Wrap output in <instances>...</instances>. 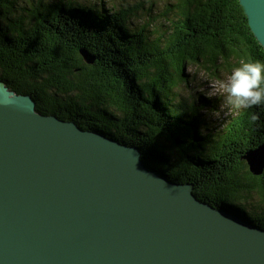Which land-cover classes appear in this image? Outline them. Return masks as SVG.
Instances as JSON below:
<instances>
[{
  "label": "trees",
  "instance_id": "obj_1",
  "mask_svg": "<svg viewBox=\"0 0 264 264\" xmlns=\"http://www.w3.org/2000/svg\"><path fill=\"white\" fill-rule=\"evenodd\" d=\"M168 1L159 26L150 2L148 30L127 19L134 21L139 6L121 1L114 13L101 6L87 14L70 0L49 10L38 0H0V80L32 96L42 113L136 145L148 169L192 185L197 199L264 230V170L254 177L241 159L264 145V105L232 108L222 131L212 132L199 109L221 101L187 103L177 93L189 84L188 67L221 82L241 60L264 62V49L238 0ZM79 49L94 56L93 64Z\"/></svg>",
  "mask_w": 264,
  "mask_h": 264
},
{
  "label": "water",
  "instance_id": "obj_2",
  "mask_svg": "<svg viewBox=\"0 0 264 264\" xmlns=\"http://www.w3.org/2000/svg\"><path fill=\"white\" fill-rule=\"evenodd\" d=\"M238 2L264 49V0ZM16 97L0 105V264H264L263 229ZM242 159L260 175L264 145Z\"/></svg>",
  "mask_w": 264,
  "mask_h": 264
},
{
  "label": "rangeland",
  "instance_id": "obj_3",
  "mask_svg": "<svg viewBox=\"0 0 264 264\" xmlns=\"http://www.w3.org/2000/svg\"><path fill=\"white\" fill-rule=\"evenodd\" d=\"M39 1L42 3V5L47 6L48 10L54 4H57V3H67L68 4L69 3V0H38V2ZM30 2L33 3V1H30ZM116 2L117 3L120 2L121 5L127 4L128 6L130 5L131 6L133 5L134 7L136 5L139 6L137 11L135 12L137 16L134 17V21H132L129 18L127 19L128 21L133 22L137 26H141V25L144 27L147 26L148 30H152L153 17H154V15L151 14V11L150 12L148 11L150 2L155 3V5L157 6V14L159 15L158 21L156 22L157 26H159L164 20L163 16H160V15L164 11L165 7L172 4L168 0H70V3L72 4L70 3L69 4L73 5L75 8L78 6L85 7V11H83L81 8H79V10L82 13L92 14L93 10H95L96 8L100 10L102 7L106 9V12L114 13L116 11L115 9H118L119 7L121 8V5H118ZM86 8H89L91 11L87 10ZM153 11H156L155 7H153ZM44 14L48 15L46 12H44ZM170 14L171 12L168 11L165 15L166 17H168ZM136 18H138L139 20H137ZM57 23L61 25L60 29H62L63 24L61 22H57ZM63 23L65 24L66 22L63 20ZM186 72H189L191 79L189 80V84H186L185 87H181L180 90L177 91L180 99L187 103H190L191 101H193L195 98H198V97L201 99V101H210V102H214L213 100L221 101L220 103H218L217 108L214 107L215 109H210V110L199 109V115L204 116L203 118H206L207 120L206 121L207 125L205 124V129H207V126H208V129L211 130L212 132L213 131L221 132L225 126V122H224L225 117L231 114L234 109H240V108H237L233 106L231 103H229L226 94L220 88V82H216V83L209 82V80H206L202 72L195 66L188 67ZM226 79H227V76H225L223 80L226 81ZM201 101H197L196 104L200 106ZM232 108L233 110H231ZM260 146L262 145L248 148L244 154L256 152L258 150V147ZM243 161L246 164V161L245 160ZM248 172H249V169H248ZM262 174L263 173L257 176L253 174L251 175L254 177H259Z\"/></svg>",
  "mask_w": 264,
  "mask_h": 264
},
{
  "label": "clouds",
  "instance_id": "obj_4",
  "mask_svg": "<svg viewBox=\"0 0 264 264\" xmlns=\"http://www.w3.org/2000/svg\"><path fill=\"white\" fill-rule=\"evenodd\" d=\"M229 103L237 108L249 109L264 105V62L246 59L233 67L226 81L220 82ZM15 93L0 84V105L14 104L19 101ZM252 120L257 116L252 115Z\"/></svg>",
  "mask_w": 264,
  "mask_h": 264
},
{
  "label": "bare ground",
  "instance_id": "obj_5",
  "mask_svg": "<svg viewBox=\"0 0 264 264\" xmlns=\"http://www.w3.org/2000/svg\"><path fill=\"white\" fill-rule=\"evenodd\" d=\"M81 50H82V53H81ZM85 49H79V55H80V57H81V59H82V61H84L86 64H87V62H86V60L83 58V55H84V53H85ZM87 52V51H86ZM88 53V52H87ZM89 54V53H88ZM90 55V54H89ZM90 56H92V55H90ZM93 58H94V56H92ZM95 59V58H94ZM94 59H93V62H94ZM93 64V63H92ZM0 82H1V84H3L7 89H8V87L6 86V84L3 82V81H1L0 80ZM10 92H13V93H15V95L16 96H23V97H28V98H30L33 102H34V112L36 113V114H38V115H40V116H45V117H54V118H56L57 120H59V121H62V122H65V123H73L75 126H76V128L78 129V130H80V131H83V132H89V133H94V134H99V136H103L104 138H106V139H109V140H112V141H115V142H117L118 144H120V145H124V146H126L127 148H130V149H133V150H135L136 152H138L139 153V158H140V163H141V165L143 166V169L146 171V172H151V173H153V174H156V175H158V176H161V179L164 181V182H169V184H171V185H183V184H178V183H175L173 180H171V179H169L168 177H165L161 172H159V171H154V170H150V169H148L146 166H144L143 164H142V159H141V153H140V151H139V148L136 146V145H134V144H131V145H127V144H125V143H122V142H120V141H118V140H116V139H114V138H112L109 134L108 135H105V134H103V133H101V132H99V131H94V130H84V129H82L75 121H73V120H71V119H68V118H63V117H59V116H57V115H54V114H46V113H42V112H40L38 109H37V104H36V100L32 97V96H30V95H27V94H19V93H16L15 91H12V90H10V89H8ZM190 185V184H189ZM191 188H192V190H191V192H192V194H193V187H192V185H191ZM194 195V194H193ZM195 196V195H194ZM196 197V196H195ZM199 200V199H198ZM200 202H203V203H205L204 201H201V200H199ZM207 204V203H206ZM227 210H232V209H227ZM234 213L236 212V211H234V210H232ZM249 222V221H248ZM251 223V222H250Z\"/></svg>",
  "mask_w": 264,
  "mask_h": 264
}]
</instances>
